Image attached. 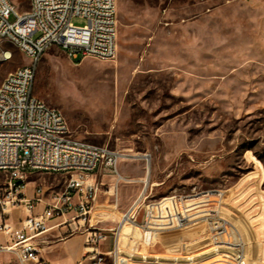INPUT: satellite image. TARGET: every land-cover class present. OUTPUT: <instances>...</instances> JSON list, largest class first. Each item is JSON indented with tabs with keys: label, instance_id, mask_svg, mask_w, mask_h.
I'll list each match as a JSON object with an SVG mask.
<instances>
[{
	"label": "rangeland",
	"instance_id": "obj_1",
	"mask_svg": "<svg viewBox=\"0 0 264 264\" xmlns=\"http://www.w3.org/2000/svg\"><path fill=\"white\" fill-rule=\"evenodd\" d=\"M14 2L20 11L29 8V0ZM117 22L113 59L77 62L52 46L38 63L33 92L64 114L74 137L123 152L121 173L135 176L136 160L143 162L149 186L136 219L124 225L120 264H235L242 239L248 264H264V0H117ZM28 62L0 37V84ZM145 153L148 172L138 157ZM67 177L29 174L54 189ZM126 186L128 195L138 188ZM107 197L92 212L95 225L118 221L115 198ZM159 202L162 214L154 205L157 217L149 219L148 205ZM251 208L258 210L252 222ZM19 217L25 212L14 213ZM59 231L52 238L72 229ZM113 242L108 233L100 249ZM0 264L15 258L0 252Z\"/></svg>",
	"mask_w": 264,
	"mask_h": 264
},
{
	"label": "built area",
	"instance_id": "obj_2",
	"mask_svg": "<svg viewBox=\"0 0 264 264\" xmlns=\"http://www.w3.org/2000/svg\"><path fill=\"white\" fill-rule=\"evenodd\" d=\"M76 17L84 18L86 23L74 24L72 19ZM0 37L29 58L27 64L8 73L0 84V252L11 253L15 264H59L42 256L37 239L52 228V219L74 212L77 223L70 226L71 233L85 234V253L77 264H84V260L89 264H119L118 228L136 219L149 181L144 179L145 188L121 215L117 227L98 228L92 222L95 202L104 193L115 198L117 208L119 183L123 179L118 162L126 155L108 145L74 137L64 114L33 92L38 63L52 46L64 48L70 59L80 58L77 62L86 57L109 60L116 56L117 0H29V8L24 11L14 0H0ZM11 56L4 53L5 59ZM142 158L148 171L151 155L145 153ZM105 168L117 176L112 186L98 177L99 170ZM35 171L61 172L68 177L60 189L35 183L28 193L29 174ZM40 204L42 210L34 213ZM154 205L159 215L163 212L161 202L149 204V219L157 217L153 214ZM21 211L25 217L14 219V213ZM219 219L232 225L225 218ZM108 233L114 234L113 247L103 252L100 242ZM245 244L242 239L235 264H248Z\"/></svg>",
	"mask_w": 264,
	"mask_h": 264
},
{
	"label": "crops",
	"instance_id": "obj_3",
	"mask_svg": "<svg viewBox=\"0 0 264 264\" xmlns=\"http://www.w3.org/2000/svg\"><path fill=\"white\" fill-rule=\"evenodd\" d=\"M136 161L139 162V167H140V171L137 173V175L132 176L128 173H124V172L121 173L118 170L120 175L123 177V179L120 180L119 188H118V199H117V208H116L118 210V214L116 215L117 216L116 218H118V221H117L116 225H118V223L121 219V215L130 207V205L134 202V200L140 195V193L143 190V184H144V182H142V181H144L143 180L144 179V177H143V162L139 161V160H136ZM150 169H151V165H150ZM99 174H100V177H99L100 180L106 184L111 185V186L117 180V176L111 170H109L107 168H105L101 171L99 170ZM30 183L32 184V186L30 188H28V193L32 192L33 187L35 185L33 181H31ZM123 183H135V184H138V188L135 190L134 194L130 193V195H128L127 186H126V188L125 187H123V189L121 188V185ZM102 194L107 195L104 193L99 194V198L95 202L94 209L98 206L99 199L103 196ZM191 196H192L191 197L192 201H195L194 198L199 197V194L191 195ZM214 196H215V194H214ZM110 197L111 196L108 195L107 200L110 199ZM179 197L180 196H178V198ZM187 200H189V199H187ZM183 202H184V198L181 199L182 209L184 208ZM42 208H43V204L38 205L35 208L34 213L40 212L42 210ZM164 212H166V211H164ZM251 212H254L251 215V217H254L257 215L258 210L256 208H251ZM257 218L258 217H254L250 221L251 222L256 221V220H258ZM76 223H77V218L75 217L74 212H70V213L66 214L65 217H63V218L59 217V218L52 219L50 221V226H52V228L47 233H45L44 235H42L41 237H39L37 239V241L39 242L40 247H41V254L45 259L49 260L50 262L59 263V264H77L79 261L82 260L83 255L85 253V249H84L85 234L84 233H77V234L76 233H70L67 236L60 237L57 239L52 238V236L58 235V233H60V231H59L60 228L73 226ZM114 224L115 223L113 222L112 225H110V226H106V225L105 226L96 225V226L98 228H115L116 225H114ZM55 231H57L58 233H55ZM76 237L79 238V242H78L79 245L76 241H74V238H76ZM2 240H3V237L0 236V241H2ZM122 243H123V239L120 237V245ZM76 244H77V248H76L75 252H73L72 254H69L68 253L69 249H71ZM57 250H60L63 254L57 255V253H56ZM15 263H16V260H15ZM84 264H89V262L87 260H84Z\"/></svg>",
	"mask_w": 264,
	"mask_h": 264
},
{
	"label": "bare ground",
	"instance_id": "obj_4",
	"mask_svg": "<svg viewBox=\"0 0 264 264\" xmlns=\"http://www.w3.org/2000/svg\"><path fill=\"white\" fill-rule=\"evenodd\" d=\"M10 53H11V52L7 51V52H6V55H7V56L10 55ZM138 157H141V158H142V155H141V156H138ZM149 170H150V168H149ZM149 170H148V171H149ZM148 179H149V178H147V179H145V180L148 182ZM145 180H144V181H145ZM113 206H114V208H116V204H113ZM124 225H125V224H124ZM124 225H123L122 227H119V228H118V234H119L118 242H119L120 250H121L120 237H121V234H122V231H123ZM119 264H120V255H119Z\"/></svg>",
	"mask_w": 264,
	"mask_h": 264
}]
</instances>
